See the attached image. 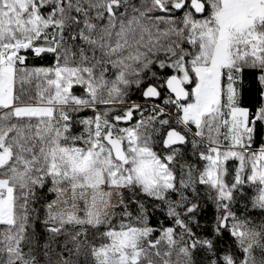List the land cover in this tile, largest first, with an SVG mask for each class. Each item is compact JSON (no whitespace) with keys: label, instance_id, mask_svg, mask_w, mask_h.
<instances>
[{"label":"snow or ice","instance_id":"6c2138e0","mask_svg":"<svg viewBox=\"0 0 264 264\" xmlns=\"http://www.w3.org/2000/svg\"><path fill=\"white\" fill-rule=\"evenodd\" d=\"M0 264H264V0H0Z\"/></svg>","mask_w":264,"mask_h":264}]
</instances>
